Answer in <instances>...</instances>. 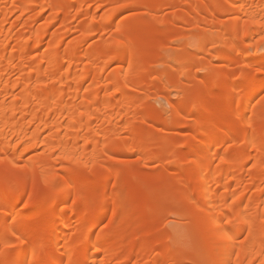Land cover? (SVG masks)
<instances>
[{
	"label": "rangeland",
	"instance_id": "374dc122",
	"mask_svg": "<svg viewBox=\"0 0 264 264\" xmlns=\"http://www.w3.org/2000/svg\"><path fill=\"white\" fill-rule=\"evenodd\" d=\"M0 1L2 5L0 8L8 12L5 29L3 32L0 29V51L5 44L9 46L7 51L9 55H18L20 38L31 39L34 38L36 32H40V35L46 34L43 36L42 46L31 47L29 61L39 60L41 62L40 57L43 58L48 48L60 43L58 48L65 54L66 60L63 65L64 70L68 69V64L77 62V66L73 67L79 75L83 74L81 67H84L79 62L85 60L84 57L90 46L101 42H112L117 36L116 31L119 25L127 24V30L141 28L152 38L144 43L145 47L152 49L151 52L139 58L140 64L137 68L139 76L131 81L128 98L116 92V85L113 81L118 73L129 72L131 67L128 62L109 64L112 55L110 52L104 58L108 65L102 70H98L100 66L98 63L90 66L89 69L92 72L97 71L96 73L101 76L98 84L101 88V98L109 99L115 107L114 112L101 113L92 120L95 129L107 133V139H105L107 144L103 150L102 159L91 166H74L68 173L70 166L61 163L58 156L52 154V151L45 146L27 153L23 156L21 165L26 166L33 160L41 158L50 166L51 174L68 178L70 199L69 201L59 200L60 202L58 201L55 207L49 206L41 209L36 202L51 199L55 195L59 196L60 189L53 191L46 184L38 183L34 193H27L16 205L20 215H34L40 212L39 217L32 221L31 227L38 235H44L50 227L55 212L60 213L66 210L73 226L71 229L76 230L81 217L95 213L101 201L106 200L109 213L105 221L97 227L96 233L108 232L107 244L114 239L117 233H130L129 238L131 239L118 247L119 254L112 259H108L104 253L97 255V264H154L156 258L166 252L172 255V260L162 262V258L159 257L157 259H161L159 264H216L218 259L216 247L208 246L203 257L197 256L195 250V242L199 235L196 214H188L186 211V199L195 189V184L190 180L191 169L188 161L185 160L188 149L183 144L194 141L198 148L205 144L204 135L198 127L207 124V116L192 110L194 106L201 103L202 92L207 93L206 102L214 106L229 97L228 87L232 83L238 85L239 91L234 94V103L222 113L224 119H233L234 111L241 108L240 101H243L250 90L256 87L255 85L252 88L245 87L242 77L250 74L255 80L264 79V73L259 71L264 66V51H260L264 48V33L255 35L256 37L248 40L249 43H245L246 45L238 41L240 43L237 42V45L243 49L244 53L229 52V45L237 40L234 39L236 35L231 27L233 14L225 10L216 11L217 13L214 14L215 12L211 10L212 0H205L201 3L204 11L200 15L194 12L195 0H157L147 4L143 3L145 0H110L108 3L100 0H45V8L38 7L30 10H27L28 7L21 0ZM255 2H250L252 5L249 7L255 8L256 6L254 9L256 11L259 7L260 13L264 15V5L258 4L260 0H255ZM249 7L248 9L252 10ZM263 15L260 18L261 21L264 20ZM243 16L241 23L247 19L246 15ZM95 17L101 21L96 31L90 26ZM110 17L109 23L111 24L105 23V18ZM45 29H49L48 32ZM8 30H11V33ZM202 38L207 40L206 48L210 44L209 51L198 54L196 60L198 64L188 71L187 79L179 78L178 73L181 68L179 61L183 60L185 53L195 52V43ZM210 38L218 42L221 38L220 43L209 41ZM212 41L216 44L211 45ZM159 43L167 45V49L160 52ZM73 48L78 52L72 53ZM159 63H164V66L155 68V65ZM42 66L43 69L46 68L45 62ZM30 70L29 66L21 64V67L16 68L15 65V69L10 71V87L13 90L15 88L16 95L23 92L22 86L18 83L22 81L26 73L31 72ZM163 71L165 75L161 77ZM211 71L220 78L215 87L211 85L213 80ZM166 72L175 75L174 83L169 82ZM11 83L14 84L13 87ZM15 84L19 86L16 88ZM89 86H92L91 82ZM56 87L64 88L68 98L73 95V86L57 84ZM82 94L77 103H85L83 101L85 92ZM1 102L2 100L0 104ZM13 102V97L7 99L8 104ZM181 102L186 104L183 116L175 119L172 107ZM249 107L251 120L264 116V89L251 101ZM89 110L93 114L98 113L94 106H91ZM157 114H159L158 119L155 118ZM22 120L23 117L19 116V121ZM58 120L59 118L54 115L49 118L50 123ZM257 126L258 130L264 133V126L261 129L259 125ZM226 128L229 129V127ZM225 130L227 133L228 130ZM55 131L51 129L45 133V136L50 138L57 133ZM225 132L221 133V136ZM240 133L233 139L219 141L221 157H226L228 162L233 163L231 166L233 175H230L233 177L229 178L233 179L231 180L233 188L231 196H233H230L228 205H233L239 197L245 194L244 206H249L253 217H259L255 225L261 228L262 221H264V177L261 181L256 179L264 176V155L261 154L264 151V140L257 142L256 135H253L252 138L256 142L252 147V144L248 145L243 129ZM65 136L66 131L63 130L61 137ZM15 138L19 141L18 137ZM17 140L15 141L17 147L16 145L13 147L19 148L16 152L21 156L23 149L20 148L23 142ZM18 145L21 146L18 147ZM95 147L94 144L90 145V150ZM216 164L219 167L220 160ZM22 170V168L17 169L13 177L6 168H0V199L3 196H7L6 198L10 200L13 199L16 191L15 180L21 183L20 188L23 187L25 174ZM178 178L184 179V183H181ZM236 180L241 182H236ZM215 184L217 183H214V189H217L218 184ZM87 189L104 190L106 195L86 208L82 206V202L87 196L85 193ZM218 189L222 193L223 187ZM247 189L248 191L244 193ZM153 199H158L160 204L143 208V205L152 203ZM123 203L130 205L131 209L123 221L114 219V212ZM4 208L0 201V217H4ZM8 222L0 224V264H19L24 257V252L29 251V245L32 242L40 245L44 243V239L30 238L23 251L17 247L19 238L9 234L11 221ZM224 222L227 223L228 219L225 218ZM237 223L240 221L235 220L233 224H229V228ZM136 232L140 233V238H134ZM20 236L27 237V234L22 231ZM239 240L238 245L243 248L241 253L243 263L264 264V256H260L264 253V249L250 248L251 238L247 231L241 233ZM147 243L153 248L142 251L140 247ZM7 254L12 256L11 262L3 258ZM252 257L254 258L251 259ZM66 264H86V261L79 257L71 259Z\"/></svg>",
	"mask_w": 264,
	"mask_h": 264
},
{
	"label": "bare ground",
	"instance_id": "6f19581e",
	"mask_svg": "<svg viewBox=\"0 0 264 264\" xmlns=\"http://www.w3.org/2000/svg\"><path fill=\"white\" fill-rule=\"evenodd\" d=\"M21 1H23L28 7L27 10L38 7L45 8L46 6L45 0ZM100 1L108 3L110 0ZM155 1L157 0H145L143 3L147 4ZM204 1L205 0H195L193 9L196 14L200 15V13L204 11L201 4ZM253 1L255 2V0L211 1V10L213 13L215 12L214 14L217 13L216 11L223 12L224 10L233 14L231 27L234 35H236L234 39L237 40L229 45L228 51L231 53H244L242 51L243 49L237 45V42L240 41L244 44L247 42L249 43L248 40H251L255 35L258 36L264 33V27H261V25H264V20L262 19L263 21H261L260 19L263 15L260 13L261 9L258 6L259 11L258 9L257 11L254 10L256 6L255 8L251 6L252 10L248 9L249 5H252L250 2L253 3ZM259 3L264 5V0H260L258 4ZM1 8L0 17H2L0 29L3 32L8 12L6 10L5 12L3 8L1 10ZM243 15H246L247 19H245L244 23H241V17ZM111 17L105 18V23H109ZM244 17L245 16H243V18ZM100 22L101 21L95 17L92 19L90 26L96 31L99 24H101ZM117 29H119L116 31L117 36L112 42H101L100 44L90 46L84 57L85 60L83 59L79 62V64L81 63L84 66L81 67L83 68L81 69L83 70L82 75H79L77 70L73 67L74 65L77 66V62H72L70 65L68 64V69L64 70L65 68L63 65L66 60L65 54H63L58 48L60 43L57 45L52 44L53 46L48 48L47 52L43 55V58L40 57L42 59H40L41 62L39 60L29 61V53H31L30 50H32L31 47L35 48L36 46H42L43 36L46 35L45 33V35H40V32H36L39 34L35 33L34 38H31L32 40L28 37L20 38L19 51H17L18 55H9L7 52L9 46L5 44L0 51V100H2L0 104V160L3 161V163H0V168H6L13 177L15 176L17 169L22 168V171L25 174V182L22 188H20L21 183L17 180L14 181L16 191L13 199L10 200L9 198H6L7 196H3L1 197L2 199H0L5 207L4 217H0V224L3 225L9 220L11 221L9 234L15 235L19 238L17 247L23 251L30 238L40 237L44 239V243L40 245H35L33 244L34 242H32L29 245V251L24 252V257L19 264H66L71 259L79 257L84 258L86 264H97V255L104 253L108 259H112L119 254L118 247L123 246L131 239L129 238L130 233H117L114 235V239L107 244L106 241L109 237V233H96L97 227L105 221L109 213L106 200L101 201L99 209L95 213L90 216L86 214L81 217L77 228L74 226V229L76 228V230L71 229L73 226L68 217L69 213L67 214L65 212L66 210L60 213L55 212L50 227L44 235H38L31 227L32 221L39 217L38 215L41 214L40 212L34 215H20L16 208V205L23 200L27 193H34L35 186L38 183L46 184L48 187L52 188L53 191H58L60 189L59 196L55 195L52 196L51 199H44L36 202V205L41 209L49 206L55 207L58 205L57 203L59 200L69 201L70 199L68 178L66 176L51 174L50 166L41 158L33 160L26 166L21 165L22 158L27 153H30L41 146H45L52 151V154L58 156V160L61 163L70 166V168H68V173L71 172L72 167L74 166L77 167L82 165L87 167L101 161L104 153L103 150L107 144L105 142V139H107V133L100 129H95L92 120L98 117L101 113L105 114L114 112L115 107L109 99L104 100L101 98V88L98 87V84L101 81V76L96 73L97 71L92 72L89 68L98 63L100 64L98 70H102L108 65L106 61H104V58L106 54L110 52L112 55L109 59V64L128 62L129 67H131L129 72L126 74L118 73L113 79L116 85V92L122 93L128 98V90L131 88V81L139 76L137 71L140 64L139 58L140 56L151 52L152 49H148V46L145 47L144 43L152 38L149 37L147 33L145 34V31L141 28L127 30V24H121ZM48 30L46 31L48 32ZM8 31L10 32L11 30ZM4 32H6V30ZM204 39L206 38L204 37ZM204 39H198L195 43L196 45H193L195 47H193L195 52L185 53L183 60L179 61L181 67L180 72L178 73L179 78L184 80L187 79L188 71L198 64V62H196L198 54L201 52L207 53V50L209 51L208 47H210V44L206 48L207 40ZM220 39L219 42L211 38L208 40L216 41L218 44L220 43ZM213 41L211 45L216 44L213 43ZM150 43H152V41ZM159 44L160 52L168 47L167 45L165 46V44ZM152 46L154 45L152 44ZM253 46L254 45H252V47ZM154 49L155 48H153V50ZM33 51H35V49ZM71 52L75 53L78 52V50L73 48L71 49ZM153 53L155 54L156 52ZM43 62L46 64L45 69H43L44 67L42 66ZM21 64L22 66H29L31 72L28 74L26 73L21 79L22 81L18 83L22 86L23 92L20 95H16L15 88L13 90V88L11 89L10 87L9 76L10 71L15 69V65L16 68H19L21 67ZM160 66H164V63L155 65V68ZM211 72V74H213L211 85L215 87L220 78L215 72ZM164 75V71L161 72V77ZM166 76L168 77L169 82L174 83L173 81L176 79H174L175 75L166 72ZM226 77L228 78V76ZM242 79L245 82V87L252 88L253 85L256 87H253L250 90L244 100L240 101L241 103L239 102L241 108L238 111H234L235 113L233 112V119H224L222 113L234 103V94L239 91L238 85L232 83L228 87L229 97L222 103L214 106H210L206 102L207 93H201V103L194 106L192 110L207 116V124L198 127L200 128L199 131H202V134L204 135L203 140L205 144L200 148H198L194 141L183 144L188 149L185 160L188 161L191 169L190 180L195 184V189L192 193H189L186 199L187 213H195L197 216H195V218L196 226L199 229V235L195 242V250L197 256L203 257L208 246L216 247L218 252L216 264H245L242 261L243 257L241 255L243 248L238 245V241H240L239 236L245 231L249 233L251 238L249 243L250 248L260 247L264 249V221H262L261 228H257L255 224L259 220V217L257 216L258 219L257 217H253V214L250 213L251 210L249 209V206H244V193H246L248 189L245 190L243 193L244 195L239 197L233 205H228V200L230 199L233 189L231 182L233 179H229L232 174L231 171H233L231 170L233 168L231 167L233 166V163L228 162L229 160H227L226 157H221L219 153V141H224L223 139H233L236 135L241 134L240 132L242 129L247 136L248 145L252 144L251 146L253 147L254 142H261L264 140V133H261L257 126L259 125L260 129L264 126V116L260 119L256 118L255 120H251L249 111L251 101L262 89H264V79L255 80L250 74L245 75ZM90 82L92 86H89ZM94 82H96V84H94L96 86L93 85ZM18 84H15L16 88L19 86ZM57 84L63 86L66 85L68 87L73 86V95L68 98L65 89L57 88ZM11 85L12 87L14 86L12 83ZM83 92H85L83 98L85 103H77V100L82 97ZM11 97L14 98V102L8 104L7 99ZM91 106L96 107L98 113H91L89 110ZM185 106L186 104L181 102L172 107L175 119H179L183 116L182 113ZM53 115L58 117L59 120L55 123H50L49 118ZM19 116L23 117L22 121H19ZM155 118L158 119L159 114L155 115ZM35 126L36 128L34 129ZM136 127L137 126H135V128ZM226 127H229V129ZM51 129H55V132L57 133L48 138L45 136V133ZM225 129L228 130L227 133L225 132ZM63 130L66 131V136L62 138L61 133ZM223 132L225 133L221 136V133ZM253 135H256V141L253 140ZM15 137H18L19 141ZM14 139L18 142H23L22 146L18 145V147L21 146L20 149H23V152L21 151V156L16 152V150L19 151V148L13 147V145H16L17 147V142L15 143L16 140ZM92 144L96 147L90 150V145ZM261 154L264 155V151L261 152ZM219 160L220 166L217 167L218 164L216 163H218ZM263 177V175L261 177L259 176L256 180L260 179L259 181H261L264 179ZM178 180H180L181 183H184V179L178 178ZM237 180L236 182H241ZM214 183L218 184L217 189L215 188L216 190L214 189ZM221 187L224 189H222L223 194L221 193V190L218 189H221ZM85 193L87 196L83 200L82 206L86 208L90 207L95 201H99V198L105 197L106 195L104 190L98 191L87 189ZM262 193L259 194L260 197L262 196ZM154 204H160V201L158 199H153L152 203L143 205V208H148ZM130 209V205L124 203L121 204L119 209L114 212L113 218L123 221ZM225 218L228 219L227 223L224 222ZM235 220L240 221V223L234 225L235 227L230 225L234 227H232L233 229L229 228V224H233ZM22 231L26 232L27 237L20 236V232ZM135 235L134 238H140V233L136 232ZM153 243H155V241ZM150 247L149 243H147V245L145 244L144 246H141L140 249L142 251H147L148 249L150 250L153 248ZM235 253L237 256H235ZM131 256H133V254H131ZM260 256L263 257L264 253H261ZM159 257L162 258V260L160 259L162 262L164 260L166 262L172 260V255L169 252H166L163 255L161 254V256H158L154 261V264H159L160 260H157ZM3 258L10 262L12 261V256L9 254L5 255ZM253 258L254 257L251 259Z\"/></svg>",
	"mask_w": 264,
	"mask_h": 264
},
{
	"label": "snow or ice",
	"instance_id": "6c2138e0",
	"mask_svg": "<svg viewBox=\"0 0 264 264\" xmlns=\"http://www.w3.org/2000/svg\"><path fill=\"white\" fill-rule=\"evenodd\" d=\"M261 27H264V25H261ZM119 30V29H117ZM260 51H264V48L260 49ZM260 72L264 73V66H262L260 69H259ZM0 163H3L2 160H0Z\"/></svg>",
	"mask_w": 264,
	"mask_h": 264
}]
</instances>
